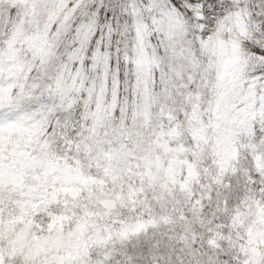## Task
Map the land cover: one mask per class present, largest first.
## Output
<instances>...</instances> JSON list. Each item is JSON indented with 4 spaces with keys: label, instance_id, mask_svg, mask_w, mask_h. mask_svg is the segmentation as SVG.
<instances>
[{
    "label": "snow or ice",
    "instance_id": "obj_1",
    "mask_svg": "<svg viewBox=\"0 0 264 264\" xmlns=\"http://www.w3.org/2000/svg\"><path fill=\"white\" fill-rule=\"evenodd\" d=\"M0 264H264V0H0Z\"/></svg>",
    "mask_w": 264,
    "mask_h": 264
}]
</instances>
